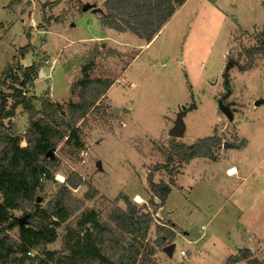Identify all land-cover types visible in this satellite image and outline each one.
Listing matches in <instances>:
<instances>
[{
  "label": "rangeland",
  "instance_id": "374dc122",
  "mask_svg": "<svg viewBox=\"0 0 264 264\" xmlns=\"http://www.w3.org/2000/svg\"><path fill=\"white\" fill-rule=\"evenodd\" d=\"M108 1L60 0L52 9L47 5L54 0H0V110L3 96H10L9 108L16 101L5 72L36 67L39 74L27 99L64 106L66 121H76L81 145L65 140L54 159L46 158L56 161V168L53 180L45 182L41 207L63 186L81 182L71 189L78 209L58 229L57 242L34 249L32 257L48 261V253L55 260L67 256V227L94 210L113 228L105 250L117 260L132 238L111 221L127 211V199L152 214L147 233L137 239V264H231L246 249L252 260H264V57L251 71L239 70L246 65V50L264 29V0H188L149 45L130 29L124 31L120 17L114 20L120 31L103 26L112 16L105 7ZM85 7L90 9L84 12ZM48 17L61 23L42 32ZM30 45L32 51L21 57L20 51ZM89 65L92 81L113 85H93L87 94L102 91V98L81 117L69 107L82 101L81 91L73 94L72 89ZM227 80L232 94L226 105L234 110L233 121L219 109ZM194 104L196 109L183 119L186 132L174 140L190 146L215 138L216 145L189 164L178 158L170 163V131L182 109ZM35 113L34 122L41 118L39 103ZM31 125V116L20 107L3 121L2 131L12 142L24 139ZM22 146H28L26 141ZM233 168L238 174L228 175ZM150 176L156 185L175 184L160 210L149 208L150 201L159 202ZM162 210L168 211L166 219ZM30 213L12 216L23 219ZM235 232L247 242L245 247L235 246ZM4 235L17 241L20 230L6 229Z\"/></svg>",
  "mask_w": 264,
  "mask_h": 264
},
{
  "label": "trees",
  "instance_id": "16d2710c",
  "mask_svg": "<svg viewBox=\"0 0 264 264\" xmlns=\"http://www.w3.org/2000/svg\"><path fill=\"white\" fill-rule=\"evenodd\" d=\"M59 1L54 0V3H48L47 6L53 9ZM187 1L110 0L105 7L112 16L107 21H103V26L120 31V26L114 22L120 17L126 25L124 31L130 29L140 38L147 40L149 45ZM172 2L177 7L172 6ZM134 18L136 24H132ZM45 21V25L40 26L42 32L51 29L55 23H61L59 18L54 17H48ZM28 38L32 40L31 35ZM32 48L30 45L22 49L20 56L25 57ZM259 57H264V29L259 33L256 45L246 50V65L239 70L251 71ZM91 66L84 68L81 81H78L72 89L73 94L77 90L81 91L82 101L79 104H71L69 108L75 115L81 117H85L89 110L94 108L103 94L102 91L93 96L87 94L93 85L103 83L102 80H91ZM8 70L5 72L4 80L11 81V84H6L7 88L15 90L16 101L9 108L7 106L10 96H3L0 110V194L3 198V203L0 205V264H50L51 261L56 264H137L138 252L135 249L138 244L137 239L147 233L152 222V214L146 211L148 207H137L127 199V211H121L111 221L116 223L122 233L132 238L128 243L129 249H126L117 260H111L105 250L114 234L113 228L109 223H103L94 210L84 213L67 227L65 242L67 256L55 260V254L48 253V261L37 256L32 257L34 249L57 242L58 229L62 224H66L78 209L74 206L71 189H78L81 182L63 186L45 208L41 207V203L44 202L42 195L46 189L45 182L53 180L52 171L56 168V161H49L46 156L50 151L55 152L65 140H67L66 144H69L75 139L76 148H81V145L78 129L75 128L76 121L72 123L66 121L64 106L47 99L39 100L36 97L27 99L26 91L34 82L35 76L39 74L37 68L20 67L18 72H15V69L10 67ZM108 83L110 82L105 81L103 84ZM38 103L41 105V118L34 122L35 105ZM20 107L31 116L32 125L24 139L11 142L10 136L2 131L3 121L13 118ZM23 141L28 144L26 148L22 146ZM8 143H11L10 147L5 148ZM211 145H216L215 138L190 146L176 143L173 139L170 144L173 153L168 160L172 163L174 158H178L182 163L189 164L195 158L206 156ZM213 161L216 162L217 159L213 158ZM149 182L154 196L159 200L158 203L154 200L150 201L149 208L160 210L165 206L175 184L156 185L152 176ZM28 209L31 213L23 219L12 216L14 212ZM16 228L20 230L19 240L14 241L8 235H4L6 229L13 231ZM251 258L250 251L246 249L241 259H235L231 264H239L243 260H247L249 264H264V260Z\"/></svg>",
  "mask_w": 264,
  "mask_h": 264
},
{
  "label": "water",
  "instance_id": "95a60500",
  "mask_svg": "<svg viewBox=\"0 0 264 264\" xmlns=\"http://www.w3.org/2000/svg\"><path fill=\"white\" fill-rule=\"evenodd\" d=\"M88 9H90V8L85 7L84 12H87ZM226 79H227V77H226ZM226 88H227L228 92H227V95L219 101V109L227 118H229L230 121H233L234 120L233 111L231 110L229 105H226V102L228 101V99L231 97V94H232V92L229 90L228 80L226 83ZM259 105H261V103L256 104V106H259ZM194 109H196L195 104L193 106H191L189 109H186V108L182 109V111L179 113V115L177 117L174 128H172L170 131V134H169L170 138H173V139L182 138L183 134L186 132V126L183 122V119L189 112L193 111ZM124 111L126 113H128L127 110H124ZM115 115L120 117V110H115ZM225 147L228 148V147H232V146L226 145ZM54 156H55V152L50 151L47 154L46 158L47 159H54ZM167 214H168L167 210L161 211V215H162L163 219L167 218ZM234 243H235L236 247H242V248L247 245V242L242 240V236L238 232L234 233ZM173 249H174L173 246L168 247V248H166V252L171 253Z\"/></svg>",
  "mask_w": 264,
  "mask_h": 264
},
{
  "label": "bare ground",
  "instance_id": "6f19581e",
  "mask_svg": "<svg viewBox=\"0 0 264 264\" xmlns=\"http://www.w3.org/2000/svg\"><path fill=\"white\" fill-rule=\"evenodd\" d=\"M228 173H229V175H232V176H235V175L238 174V172H237L235 169H231V170H229ZM136 200H137L138 202H141V198L138 197V196L136 197Z\"/></svg>",
  "mask_w": 264,
  "mask_h": 264
},
{
  "label": "flooded vegetation",
  "instance_id": "af4514ba",
  "mask_svg": "<svg viewBox=\"0 0 264 264\" xmlns=\"http://www.w3.org/2000/svg\"><path fill=\"white\" fill-rule=\"evenodd\" d=\"M227 105H229L230 106V108L232 107L230 104H227ZM232 110V109H231ZM233 112H234V110H232Z\"/></svg>",
  "mask_w": 264,
  "mask_h": 264
},
{
  "label": "crops",
  "instance_id": "0c3cea01",
  "mask_svg": "<svg viewBox=\"0 0 264 264\" xmlns=\"http://www.w3.org/2000/svg\"><path fill=\"white\" fill-rule=\"evenodd\" d=\"M233 169H234V168H233ZM229 170H231V169H229ZM229 170H228V171H229ZM228 175H229V173H228Z\"/></svg>",
  "mask_w": 264,
  "mask_h": 264
},
{
  "label": "built area",
  "instance_id": "2783aa9c",
  "mask_svg": "<svg viewBox=\"0 0 264 264\" xmlns=\"http://www.w3.org/2000/svg\"><path fill=\"white\" fill-rule=\"evenodd\" d=\"M183 255H184V253H183Z\"/></svg>",
  "mask_w": 264,
  "mask_h": 264
}]
</instances>
